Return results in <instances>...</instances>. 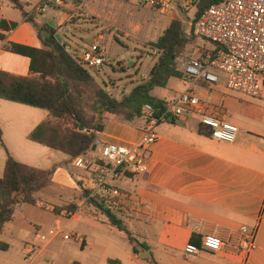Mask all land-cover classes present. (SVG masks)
Masks as SVG:
<instances>
[{
    "label": "crops",
    "instance_id": "1",
    "mask_svg": "<svg viewBox=\"0 0 264 264\" xmlns=\"http://www.w3.org/2000/svg\"><path fill=\"white\" fill-rule=\"evenodd\" d=\"M25 1L19 0L24 5V12L33 18L37 27L41 28L36 22L35 13L27 11ZM95 2L99 8L98 0L74 2L77 4L66 3L60 7L49 6V0H37L36 6L47 4L49 9L45 15L50 9L57 11L47 17L45 23L51 25L60 39H63V34L71 30L67 22L72 13L77 10L90 12L86 6L88 3L96 5ZM0 21H4L7 27L11 23L17 24L14 30L6 31L0 28V35L4 37L0 48V71L16 77H26L29 73V59L6 51L4 46L7 43L19 44L12 41L11 37L15 35L19 25L28 22L9 0H0ZM40 45L41 48L29 47L43 49L41 41ZM187 87L184 86L182 92ZM193 88L208 102L223 106L224 96L214 92V89L203 84ZM163 89H155L152 95L167 101L165 97L157 96V90ZM12 104L17 113L32 118L33 124L22 125L24 130L20 133L19 127L24 122L14 121L16 119L8 122L0 120L2 139L5 138V127H9L12 131V141H19L20 147L36 151L33 147L25 145V142H31L43 148L41 151L43 160L53 158L54 152L57 151L28 139L29 134L39 124L47 121L48 112L17 103ZM243 105V120L239 116H228L225 110L226 120L238 129L235 143L226 144L210 139L208 134L203 135L199 132V124L191 119L160 122L156 127L158 140L147 152V173L143 176L123 174L112 182L113 186L127 196V203L116 216L134 238L148 246L147 257L133 254L129 243L128 253L93 255L90 248L94 247L95 238L90 231L85 233L83 238L78 237L82 243L81 247L86 248L83 251L87 252L86 255H79L76 260L67 259L68 262L65 260L64 264H108V260L113 261V264H142L141 260L150 261L151 264H264V100L246 99L243 100ZM40 110L46 112L47 117L42 115ZM142 127V121L127 123L115 116L105 115L104 130L97 135V141L88 156L98 158L99 149L107 144L128 146L135 144L141 136ZM64 156L66 159H60L55 163L49 188L56 190L59 199L64 196L73 197L70 201L76 204L77 210L69 216L62 212L60 216L72 223H81L91 230L97 226L109 230L111 236H116L117 232L126 238L123 232L108 224L100 211L88 206L85 200L78 196L79 189L88 190V185L82 181L84 176L75 173L78 169L72 164L65 165L68 157ZM37 194L35 196L39 199ZM41 199H44V196ZM24 205L27 204L15 209L12 220L0 233V242L8 246L6 252H0L2 255H7L13 249L25 253L31 247L26 244L23 246L21 240L7 229L8 224L14 226L17 214ZM38 229L39 227L35 228V238L42 241L37 237ZM58 231H48L46 234L50 236V233ZM251 233H254L255 249L246 257L238 245L242 238ZM208 235L215 236L223 242L224 246L218 254L201 252L198 256L187 257L189 260L177 255L183 253L186 244L198 246ZM42 236L45 237L44 234ZM50 242L51 240L47 241L48 244ZM157 248L161 249L162 255H151ZM41 252L34 250L31 264L42 256L39 255ZM51 257L56 258L58 255Z\"/></svg>",
    "mask_w": 264,
    "mask_h": 264
},
{
    "label": "rangeland",
    "instance_id": "2",
    "mask_svg": "<svg viewBox=\"0 0 264 264\" xmlns=\"http://www.w3.org/2000/svg\"><path fill=\"white\" fill-rule=\"evenodd\" d=\"M98 1H100L99 8L97 7V2H95L96 5L88 3L86 8L91 10L90 12L77 10L72 13L71 18L67 22L71 30L66 32L67 34H63L61 44L67 47L68 53L77 61L80 60L84 50H90L92 46L99 47L105 56V63L102 67L89 69V74L108 95L120 100L148 77L159 57V53L152 47V44L156 42L172 20L178 19L181 21L186 37H192L187 33L196 12V0H173L170 6L171 10L168 9L163 12L159 11L158 8L136 7L129 3L114 0ZM25 2L27 11L35 13L36 22L41 27L45 24L47 17L57 12L54 9H50L46 15L45 13H38L35 11V8L39 5L36 6L37 0H26ZM58 14L61 15V13ZM37 28L31 23H23L19 25L11 40L19 44L41 48L40 41L37 38ZM198 46L199 41L194 40L186 46L185 51L178 57L179 60H176L177 67L182 75L183 60L190 57H198L200 53L197 51ZM206 47L207 49H212L213 45L206 44ZM13 56L15 57V55ZM213 73L218 75L220 83L212 86L211 89L224 96L223 109L227 111L228 116H239L243 120V100L250 98L226 89L223 85L224 75L216 71ZM184 86L187 87L188 83L185 81L183 75V79H171L166 88L157 90L156 93L157 96L165 97L168 101H173L182 92ZM81 94L82 100L79 102V105L86 115L91 118L94 114L92 111L93 102L86 99L91 93L89 91L87 93L82 92ZM13 106L14 104L12 103L0 100V120L8 122L16 119L14 121L24 122L19 127V132L21 133L24 130V126L22 125L33 124V119L26 117L25 114L17 113ZM27 109L30 110V108ZM41 113L47 117L46 112L41 111ZM11 136L12 131H10L9 127H5V138L0 143V175L3 174L8 154L22 164L42 170H49L60 159H66L63 154L54 152L53 158L43 160L42 147L31 142H25V145L36 149V151H31L26 147H20L19 141H12ZM33 154L35 155L32 158ZM88 159L96 160L97 158L89 156ZM75 173L78 176L85 174L81 170H76ZM79 190L78 196L81 198L84 190ZM37 196L39 197V201L36 205H24L22 210L17 214L14 223L15 227L10 224L7 226V229L11 230L13 236H17L18 240H21L23 246L25 244L30 245L34 247V250L36 249L38 252L42 251L39 254L42 256L34 264H64L67 259L75 258L74 260H76L79 255H86L87 252H83L86 248L81 247L82 243L77 242L74 237L65 241L62 238L64 234L83 238L85 233L91 231L95 238L94 247L90 248L93 255H117L119 253L121 255L130 251L124 235L116 232V236H111L108 232L109 230L102 229L101 227L98 228L97 226L91 230L81 223H72L67 218L56 215L53 212L55 208H60L66 203L71 202L70 200L73 197L67 198L64 196L62 199H59L56 195V190L49 187L40 191ZM43 196L44 199H41ZM36 227H39L37 237L44 234L46 241H39L35 238ZM53 230H59L61 235L51 240L48 244L47 241L51 236L47 235L46 232ZM0 252L6 251L0 250ZM33 252L27 254V252L22 253L13 249L7 255L0 253V264H31ZM145 253L148 252H143L140 255ZM161 253V249L157 248V251L152 252L151 255H162ZM52 255H58V257L53 258L51 257ZM177 255H181L183 259L189 260L183 253ZM141 261L142 264H151L147 260Z\"/></svg>",
    "mask_w": 264,
    "mask_h": 264
},
{
    "label": "trees",
    "instance_id": "3",
    "mask_svg": "<svg viewBox=\"0 0 264 264\" xmlns=\"http://www.w3.org/2000/svg\"><path fill=\"white\" fill-rule=\"evenodd\" d=\"M9 2L22 12L26 22L37 28L33 18L24 12V5L19 0H9ZM218 2L220 0H196L193 20ZM16 27L15 23L7 27L4 21H0V28L6 31L14 30ZM55 35H57L56 30L45 23L41 28H37V36L43 49L15 43H7L4 46L6 51L28 58L30 64L26 77H16L0 71V100L47 111L49 120L39 124L29 134L28 139L66 155L68 157L66 166L80 157L100 163L98 158L88 159V155L97 141V135L104 130L105 115L115 116L127 123L143 122L142 107L148 104L153 109L154 118L159 119L166 101L153 96L152 92L158 88H165L171 78L183 79L176 60L185 51L186 46L195 40L184 35L181 21L172 20L152 44L159 57L147 79L134 87L128 95L117 100L97 85L82 62L75 60L68 53L67 47L57 42ZM0 40H4L3 35H0ZM89 91L91 95L86 99L93 102L94 114L91 118L79 105L82 100L81 93ZM80 126L83 128L82 132L79 131ZM199 132L203 135L208 134V130L202 127L199 128ZM54 170V167L49 170L33 168L7 155L4 171L0 176V233L12 220L18 206L37 204L39 199L35 195L51 185ZM89 195L90 191L84 190L81 198L88 206L100 211L110 226L126 235L133 254L139 255L148 251V246L134 238L123 222L112 214L103 202L96 197L89 198ZM76 210V204L69 203L55 208L53 212L56 215H61L62 212L74 214ZM7 249L6 244L0 243V250ZM107 262L114 263L111 260Z\"/></svg>",
    "mask_w": 264,
    "mask_h": 264
},
{
    "label": "built area",
    "instance_id": "4",
    "mask_svg": "<svg viewBox=\"0 0 264 264\" xmlns=\"http://www.w3.org/2000/svg\"><path fill=\"white\" fill-rule=\"evenodd\" d=\"M77 1L86 3L90 0H49V3L60 7ZM114 1L136 7L158 8L161 12L171 10L173 3V0ZM47 8V4H39L35 11L45 13ZM187 34L199 41L197 51L200 52L198 57H190L182 62L183 75L189 86L175 100L165 102L159 119L154 118L150 105H143V127L135 144L102 146L98 157L100 163L82 157L72 162L74 168L85 173L82 181L88 185L89 198L96 197L114 215L120 214L127 203V196L112 182L123 174L143 176L147 173V152L158 140L156 127L160 122L191 119L208 130L210 139L226 144L235 143L238 129L226 120L223 106L208 102L194 86L203 84L211 88L218 85L220 78L213 73L216 71L224 75L223 85L226 89L250 99L264 100V0H220L193 20ZM206 44L213 45V48L207 49ZM80 61L85 69H95L103 66L105 56L99 47L92 46L90 50L82 52ZM59 235L60 231L52 232L48 240ZM72 237L80 242L77 236H62L65 241ZM40 238L46 241V237ZM223 246L219 238L208 235L198 246L186 244L182 252L187 257L198 256L201 252L218 254ZM238 248L247 257L255 249L254 233L242 238ZM33 251V247H30L26 252Z\"/></svg>",
    "mask_w": 264,
    "mask_h": 264
},
{
    "label": "water",
    "instance_id": "5",
    "mask_svg": "<svg viewBox=\"0 0 264 264\" xmlns=\"http://www.w3.org/2000/svg\"><path fill=\"white\" fill-rule=\"evenodd\" d=\"M51 26V25H50ZM55 39L57 40L58 43L61 44V39H60V36L59 35H55ZM79 131L82 132L83 131V128L80 126L79 127ZM148 253H145L143 255H141L142 257H147Z\"/></svg>",
    "mask_w": 264,
    "mask_h": 264
}]
</instances>
